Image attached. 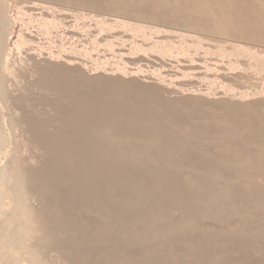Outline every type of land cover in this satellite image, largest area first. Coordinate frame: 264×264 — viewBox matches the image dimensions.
Returning <instances> with one entry per match:
<instances>
[{
    "label": "rangeland",
    "instance_id": "374dc122",
    "mask_svg": "<svg viewBox=\"0 0 264 264\" xmlns=\"http://www.w3.org/2000/svg\"><path fill=\"white\" fill-rule=\"evenodd\" d=\"M0 43V264H264V0H0Z\"/></svg>",
    "mask_w": 264,
    "mask_h": 264
},
{
    "label": "bare ground",
    "instance_id": "6f19581e",
    "mask_svg": "<svg viewBox=\"0 0 264 264\" xmlns=\"http://www.w3.org/2000/svg\"><path fill=\"white\" fill-rule=\"evenodd\" d=\"M2 39L4 40V38H2ZM3 40H1V41H3ZM29 41H30V40H29ZM25 42H26V41H25ZM25 42H23V43H25ZM1 43H2V42H1ZM1 43H0V44H1ZM3 43H4V42H3ZM1 47H2V46H1ZM2 48H3V47H2ZM0 51H1V48H0ZM5 51L7 52V50H5ZM8 51H9V50H8ZM1 52H2V51H1ZM1 52H0V53H1ZM3 52H4V51H3ZM6 52H5V53H6ZM10 52H12V51H10ZM5 53H1V54L4 55ZM12 53H13V52H12ZM10 54H11V53H10ZM10 54H7V53H6L5 55L8 56V55H10ZM14 54H15V53H14ZM14 54H13V55H14ZM5 55H4V56H5ZM11 55H12V54H11ZM16 55H17V57H18V55H20V54H16ZM7 56H5V57L7 58ZM14 56H15V55H14ZM14 56H13L14 59L12 60L13 62L15 61V57H16V56H15V57H14ZM1 57H2V56L0 55V58H1ZM9 57H10V56H9ZM21 57H22V56H21ZM22 58H23V57H22ZM9 59H10V58H9ZM23 59H24V60H25V59L27 60V57H26V58L24 57ZM30 59H32V58H30ZM30 59H29V60H30ZM4 60H6V59H4ZM29 60H28V61H29ZM33 60H34V59H33ZM8 61H9V60L7 59V62H8ZM12 61H11V62H12ZM17 61H18V59H17ZM17 61H16V62H17ZM50 61H51V60H50ZM7 62H6V63H7ZM13 62H12V63H13ZM23 62H24L23 64H25V61H23ZM34 62H35V61H34ZM3 63L5 64V61H4ZM27 63H29V62H27ZM32 63H33V62H32ZM32 63H31V64H32ZM13 64H14V63H13ZM15 64H17V63H15ZM7 65H8V64H7ZM27 65H28V64H27ZM8 66H9V65H8ZM23 66H24V65H23ZM4 67H5V66H4ZM14 68H15V67H14ZM33 69H34V68H33ZM6 70H7V69H6ZM10 70H11V69H10ZM22 70H23V69H22ZM26 70H27V69H26ZM4 72H5V71H4ZM11 72H12V71H11ZM2 73H3V72H2ZM8 73H9V70H8ZM12 73H14V72H12ZM25 73H26V72H25ZM30 74H31V72H30ZM33 74H35V72H34ZM10 75H11V74H10ZM10 75H9V76H10ZM31 76H32V75H31ZM5 77H6V76H5ZM18 77H19V76H18ZM23 77H24V76H23ZM3 78H4V76H3ZM7 78H8V77H7ZM7 78H5V79H7ZM11 78H12V76H11ZM8 79H9V78H8ZM16 79H17V78H16ZM31 80H32V79H31ZM5 81H6V80H5ZM11 82H12V81H11ZM16 82H17V80H16ZM0 83H1V82H0ZM13 83H14V82H13ZM10 85H11V83H10ZM10 85H9V86H10ZM13 87H14V86H13ZM8 88H9V87H8ZM12 90H13V89H11V91H12ZM14 90H15V88H14ZM18 90H19V89H18ZM0 92H1V91H0ZM13 92H14V91H13ZM11 93H12V92H11ZM0 95H2V93H0ZM3 95H4V94H3ZM3 99H4V98H3Z\"/></svg>",
    "mask_w": 264,
    "mask_h": 264
}]
</instances>
